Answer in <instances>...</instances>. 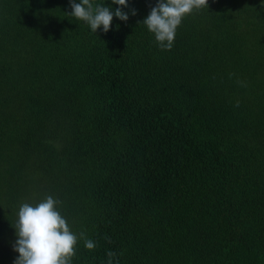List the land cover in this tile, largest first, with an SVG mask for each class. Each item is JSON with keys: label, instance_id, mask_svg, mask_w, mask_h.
Segmentation results:
<instances>
[{"label": "trees", "instance_id": "obj_1", "mask_svg": "<svg viewBox=\"0 0 264 264\" xmlns=\"http://www.w3.org/2000/svg\"><path fill=\"white\" fill-rule=\"evenodd\" d=\"M158 2L105 33L71 0H0V264L49 195L96 244L72 264H264V0H209L163 51Z\"/></svg>", "mask_w": 264, "mask_h": 264}, {"label": "clouds", "instance_id": "obj_2", "mask_svg": "<svg viewBox=\"0 0 264 264\" xmlns=\"http://www.w3.org/2000/svg\"><path fill=\"white\" fill-rule=\"evenodd\" d=\"M119 5L114 11L109 6L93 5L92 0H71L72 17L86 22L93 32L103 27L106 33L110 30L113 18L122 21L129 19L128 13L123 11L128 7V0H112ZM209 7V0H159L150 14L143 20L148 31L155 36L158 47L163 50H171L176 37L177 29L183 19ZM132 9V15H136ZM234 76V73H230ZM242 87L246 86L242 80H237ZM239 100L235 107H239ZM62 201L49 195L39 203L33 205L22 203L17 213V220L13 226L16 229L18 239L14 244V251L19 256L14 264H72L76 255V246L79 240L84 241L88 250H94L96 244L86 236V233H74L66 218L58 210ZM108 264H113L116 253L108 251ZM115 264H119L117 259Z\"/></svg>", "mask_w": 264, "mask_h": 264}]
</instances>
